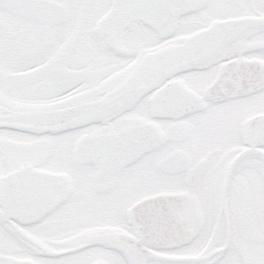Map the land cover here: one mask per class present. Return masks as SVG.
Segmentation results:
<instances>
[{
  "label": "snow or ice",
  "instance_id": "1",
  "mask_svg": "<svg viewBox=\"0 0 264 264\" xmlns=\"http://www.w3.org/2000/svg\"><path fill=\"white\" fill-rule=\"evenodd\" d=\"M0 264H264V0H0Z\"/></svg>",
  "mask_w": 264,
  "mask_h": 264
}]
</instances>
